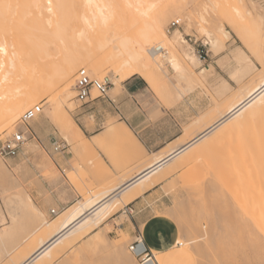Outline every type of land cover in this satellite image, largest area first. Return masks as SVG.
Here are the masks:
<instances>
[{"label":"rangeland","instance_id":"374dc122","mask_svg":"<svg viewBox=\"0 0 264 264\" xmlns=\"http://www.w3.org/2000/svg\"><path fill=\"white\" fill-rule=\"evenodd\" d=\"M172 1L180 2L188 8L187 10H192L191 26L188 27L185 24L187 21L183 19L178 22L179 25L172 26L175 19H170L166 32L171 36L172 31L177 28L183 31L187 41L182 45L177 44L176 49L182 64L188 61L184 50L193 51L199 57L200 60L196 64L189 63L196 72V79L187 71L184 73L183 70H175L163 56V59L160 58L164 61L162 69H159L161 75L152 83L140 74L134 75L144 78L145 85L142 90L132 94H128L123 88L126 79L120 82V90L113 91L114 77L110 68L100 77L88 71L92 78L109 79L111 86L107 97L83 103L77 98V92L73 88L75 96L63 98V112L59 114L56 123L46 113L58 93L56 88L36 103L43 105V111L29 122V126L18 118L10 130L0 132V136L10 135L17 129L32 130L35 133L34 137L29 138L23 145V150L18 156H0V161L7 168V173L0 177V211L3 217L7 216L8 223L12 222L10 212L16 214L18 220L11 237L0 242V264L14 263L37 244L41 231L39 225L46 218L56 217L51 211L54 208L59 209L55 201L68 206L73 200L75 202L104 187L114 186L123 178L136 173L149 161L146 157L137 158L126 143L123 144L115 137L93 144L89 150L82 149L76 142H69L58 127V123L64 119V114L78 123L88 137H91L94 131L102 130L107 123L125 121L137 132L155 130V134L150 136L155 140L172 135L182 138L218 115L227 104L235 101L251 85L264 77V60L261 56L264 52V0ZM219 26L228 36L219 32ZM203 28L220 36L223 43L221 48L210 45ZM171 50L170 48V52ZM200 50L203 58H200ZM241 54L246 59H242ZM204 68V72H201ZM79 70L80 68L75 78ZM45 71L44 79L51 73L49 67ZM92 94L96 96V90H93ZM85 124H90L89 129ZM176 140H179V137ZM56 141L60 142L61 150L55 149ZM216 144L203 148V154L197 153L196 157L189 158L162 183V187L148 198L145 205L147 212L143 219L160 216L171 220L175 224L177 240H182L185 244L189 240H195L188 245L192 254L185 264H264V228L261 229L263 225H260L264 224V218L260 216L259 219L262 220L258 219L260 214L264 216L263 206L262 209L260 207V204L264 203V197L260 200V194L264 191L260 189V193L255 188H259L261 183L258 182L257 186L253 183L259 179L253 182L251 180L253 184L250 181L249 183L248 176H243L246 173L240 176L247 180L243 177L239 179L248 182L250 186L252 184L251 188L246 182L239 184L240 180L233 181L236 184L234 186L231 176L228 175L230 181L227 179V182L226 179L224 182L207 178L213 172L210 167H215L214 173L219 172L216 165L218 157L222 160L220 152L224 146L218 144L222 147V150H219ZM225 149L222 152L226 154L228 152H225ZM44 157L53 164L46 167L39 165ZM195 172L201 173L194 178ZM202 172H205V176L201 175ZM237 184L246 188L245 193L244 187L243 191H240L241 186L238 187ZM252 188L260 193L255 196H259L257 200L253 197L252 193L256 194ZM28 197L32 198L44 215L22 209L20 201ZM250 199L257 203H254L256 206L252 204L253 210L250 209ZM124 205L120 204L116 212ZM258 205L260 214L256 212ZM252 211L257 218L252 216ZM177 213L183 219L179 218ZM129 220L130 216L123 211L107 218L105 224L109 228L108 236L114 242H121L124 251L130 254L136 264H142L130 250V245L136 238H131L126 232L123 237L122 230L118 229V225ZM93 233L91 231L85 239L75 242L71 249L64 251L56 259H45L44 261H48L45 264H126L121 254L87 248V239ZM172 244L170 241L165 243L162 250L169 249ZM151 250L155 259H158L159 254Z\"/></svg>","mask_w":264,"mask_h":264},{"label":"bare ground","instance_id":"6f19581e","mask_svg":"<svg viewBox=\"0 0 264 264\" xmlns=\"http://www.w3.org/2000/svg\"><path fill=\"white\" fill-rule=\"evenodd\" d=\"M187 9L182 3L172 0H0V132L11 128L25 110L56 88L58 93L46 113L57 123L59 114L63 112V98L75 96V74L82 67L99 77L110 68L114 77L113 91L122 88V80L136 74L152 83L161 75L162 56L169 60L175 70H183L184 73L187 71L196 79V72L189 63L196 64L199 57L193 51L184 50L188 61L182 64L176 49L177 44L182 45L187 41L183 31L177 28L172 31L171 36L166 32L170 19L179 23L183 19L187 21L185 24L188 27L191 26L193 14L192 10ZM203 30L212 47H222L219 35L206 28ZM218 30L228 36L220 26ZM261 56L264 60V52ZM241 58L246 59L242 54ZM48 67L51 73L44 79L43 75ZM204 70L205 68L201 72ZM63 118L58 127L69 142H76L82 149L89 150L93 144L115 137L125 142L137 158L146 157L149 161L136 173L123 178L114 186L90 193V196L79 198L65 208L52 209L56 217L46 218L39 225L41 231L37 244L12 264H45V259H56L64 251L71 249L75 242L85 239L91 231L94 233L87 239V248L121 254L126 264H136L130 254L124 251L121 242H114L109 238L105 220L115 214L120 204L126 205L166 181L184 162L196 157L197 153H202L203 148L211 144H222L228 153L222 152L224 149L218 146L222 150V160L218 157V166L216 165L220 173H214L215 167H210L213 172L207 178L224 182L225 179L226 182L231 179L233 183L247 175L248 182L259 179L256 183L253 182L255 186L258 182L261 183L259 188H255L264 191V77L235 101L227 104L218 115L187 136H180L179 140L171 142L158 153H148L124 121L107 123L104 131L90 138L71 117L64 114ZM52 164L45 157L39 163L45 167ZM196 172L193 174L194 178L201 173ZM5 173L6 165L0 161V177ZM243 173L246 174L240 176ZM204 174L202 172L201 175L205 176ZM242 181L238 183L243 185L246 182ZM248 182L246 183L249 185ZM241 185L237 184L238 187ZM242 187L244 186L238 189L241 191ZM243 190L245 193L246 188ZM257 190L254 191L256 195L251 191L253 197L262 192ZM263 194H260V200L264 197ZM250 200L251 205L256 206L255 200ZM20 202L22 209L44 215L32 198L21 199ZM263 204H260L261 209L262 206L264 209ZM258 207L259 205L257 209ZM258 211L261 210L256 211L260 214ZM10 214L12 222L8 223L7 216L3 217L0 211V242L10 238L16 228L17 215L12 212ZM181 215L183 216L182 213ZM178 216L181 217L179 214ZM252 216L257 218L254 212ZM260 216L264 218L260 214L258 219ZM260 225H263L262 228L260 226L263 229L264 224ZM121 235L125 237L126 233L122 230ZM194 241L189 240L185 244L178 239L169 249L155 250L159 258L147 264H185L192 254L188 245ZM141 247L142 243L138 248Z\"/></svg>","mask_w":264,"mask_h":264},{"label":"crops","instance_id":"0c3cea01","mask_svg":"<svg viewBox=\"0 0 264 264\" xmlns=\"http://www.w3.org/2000/svg\"><path fill=\"white\" fill-rule=\"evenodd\" d=\"M143 79L137 76H131L127 78L124 82L123 88H125L128 94L139 92L143 89L145 85V79ZM125 123L129 126L127 122ZM85 126L89 129L90 124H85ZM104 129L105 126L102 130L94 131L90 138L100 134L102 131H104ZM130 129L132 130L135 137L150 154L158 153L165 147L169 146L171 142L175 141L178 137H180H175V135H172L165 136L163 138H160L159 140H155L154 138L150 137L152 134H155V130L137 132L131 127ZM147 133L149 134L147 135ZM118 140L125 144V142H123L121 139ZM162 183L163 182L147 190L142 196L136 197L135 199L124 205V207L120 209V211L115 213L117 214L123 211V213H126L130 216V220L118 225V229L126 232L131 238H137L139 235H141L145 245L153 250H162L165 243L170 241V244H175V242L177 241L175 224L171 220L169 221L168 219H165L160 216H153L150 219H143L146 216L147 212V206L145 205L147 204L148 198L162 187ZM55 202L59 209L67 207V205H65L64 203H60L59 201ZM73 202L74 200L71 201L70 204H72ZM115 214H113L112 216H114ZM170 225L173 226L172 230Z\"/></svg>","mask_w":264,"mask_h":264},{"label":"built area","instance_id":"2783aa9c","mask_svg":"<svg viewBox=\"0 0 264 264\" xmlns=\"http://www.w3.org/2000/svg\"><path fill=\"white\" fill-rule=\"evenodd\" d=\"M171 25L177 26L179 25V23L173 21ZM200 58H203L201 50ZM110 86L111 83L109 82L108 78H105L104 80L92 78L88 74V71L84 68H81L77 73L75 84V90L77 92L76 96L83 103L90 102L99 97H107ZM93 90H96V96H93ZM42 111L43 105L41 103L35 104L34 106L25 110V112L21 116V121L28 126L29 122L40 115ZM34 134L35 133L32 130L24 131L22 129H17L10 135L0 136V156L2 158L18 156L23 150V145L29 138L34 137ZM54 145L56 150H61L62 146L60 142L56 141ZM141 243L143 247L138 248L139 244ZM130 250L142 264H147L149 261L155 260V256L152 250L145 245L141 235H139L136 240L130 245Z\"/></svg>","mask_w":264,"mask_h":264}]
</instances>
